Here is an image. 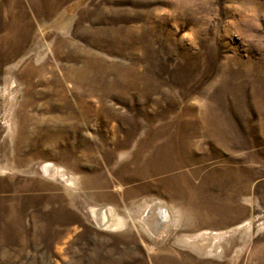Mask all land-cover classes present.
<instances>
[{
	"label": "rangeland",
	"instance_id": "1",
	"mask_svg": "<svg viewBox=\"0 0 264 264\" xmlns=\"http://www.w3.org/2000/svg\"><path fill=\"white\" fill-rule=\"evenodd\" d=\"M0 264H264V0H0Z\"/></svg>",
	"mask_w": 264,
	"mask_h": 264
},
{
	"label": "bare ground",
	"instance_id": "2",
	"mask_svg": "<svg viewBox=\"0 0 264 264\" xmlns=\"http://www.w3.org/2000/svg\"><path fill=\"white\" fill-rule=\"evenodd\" d=\"M46 169L50 170L51 167L50 166H46ZM166 207L161 205L160 203L152 205L151 208L146 213V219L150 220L151 218H153L151 223H154L153 225L156 226V228H161L162 226H164V224L166 222H170V221L173 220V214H174V213L172 214L173 210H170L171 209L170 207H169L170 209H168ZM112 210H113V208L111 209L110 207H105V206L104 207L92 208V212H93L95 218L99 221L101 226H107V227L111 226L112 228L113 227L116 228V227H119V226L123 225V220L121 218L117 217L118 219L115 220V221H111L110 220L109 214L111 213V215H112V213H113ZM113 217H114V215H113ZM156 230H154V231L156 232Z\"/></svg>",
	"mask_w": 264,
	"mask_h": 264
}]
</instances>
